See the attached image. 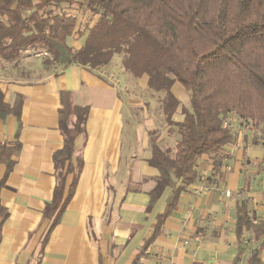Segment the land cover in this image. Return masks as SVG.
<instances>
[{"label":"crops","instance_id":"1","mask_svg":"<svg viewBox=\"0 0 264 264\" xmlns=\"http://www.w3.org/2000/svg\"><path fill=\"white\" fill-rule=\"evenodd\" d=\"M111 67L70 64L34 79L0 68L2 101L12 107L22 97L18 119L0 118V264H133L153 235L169 188L148 209L159 175L149 163L150 133L160 143L167 127L146 76L117 77ZM63 91L88 112L70 159L74 170L82 162L74 191L50 229L55 214L44 209L56 185L54 154L64 145ZM171 92L179 102L172 119L181 121L189 94L178 81ZM228 122L229 168L216 172L211 159H199L198 178L136 264H246L257 241L250 231L238 238L236 220L244 202L252 221L264 217V142L235 116ZM72 177L65 176L64 196ZM259 257L264 264V251Z\"/></svg>","mask_w":264,"mask_h":264},{"label":"trees","instance_id":"2","mask_svg":"<svg viewBox=\"0 0 264 264\" xmlns=\"http://www.w3.org/2000/svg\"><path fill=\"white\" fill-rule=\"evenodd\" d=\"M72 37L81 39L79 48L68 43ZM27 49L46 55L42 62L47 72L70 64L107 67L118 57L121 72L146 76L175 142L163 148L150 133L149 163L159 175L148 209L166 188L169 193L143 250L161 232L180 194L198 178L199 159H211L218 172L234 141L229 116L254 127L264 142V0H0V57L14 61ZM175 81L189 94L181 121L172 119L179 104L171 92ZM61 102L58 122L64 145L54 154L56 185L44 209L45 216L55 214L50 229L74 191L82 162L74 170L70 159L88 112L69 91L61 92ZM21 103L19 97L9 107L0 92V118L12 113L18 119ZM262 163L264 169V158ZM236 231L238 238L250 231L257 241L246 264H262L264 217L252 221L246 203H240Z\"/></svg>","mask_w":264,"mask_h":264},{"label":"rangeland","instance_id":"3","mask_svg":"<svg viewBox=\"0 0 264 264\" xmlns=\"http://www.w3.org/2000/svg\"><path fill=\"white\" fill-rule=\"evenodd\" d=\"M81 42V39H76L75 37L68 38V43L71 46H78V43ZM46 55L35 49L23 50L18 59L14 61H5L0 57V68L1 70L12 77H23V78H38L43 76L48 68L43 64V59ZM109 65H111V70L115 76L121 75V77L129 76L127 73L121 72L120 70V60L116 57ZM152 100L150 99V102ZM154 102V101H152ZM152 106V105H151ZM150 106V107H151ZM232 117L229 116L227 121ZM164 137L160 142L161 146L172 147L175 142V136L168 134L164 131Z\"/></svg>","mask_w":264,"mask_h":264},{"label":"built area","instance_id":"4","mask_svg":"<svg viewBox=\"0 0 264 264\" xmlns=\"http://www.w3.org/2000/svg\"><path fill=\"white\" fill-rule=\"evenodd\" d=\"M226 121H227V120H226ZM228 159H229V157L227 156V157H225V158L222 160V164H223V166H224L226 169L229 168V165H228ZM204 190H209V188L206 186V187H204Z\"/></svg>","mask_w":264,"mask_h":264}]
</instances>
